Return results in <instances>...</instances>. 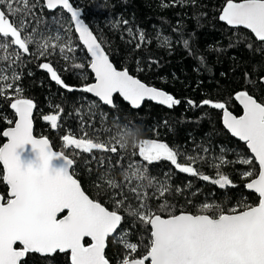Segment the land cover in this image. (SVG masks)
<instances>
[{
    "label": "snow or ice",
    "instance_id": "6c2138e0",
    "mask_svg": "<svg viewBox=\"0 0 264 264\" xmlns=\"http://www.w3.org/2000/svg\"><path fill=\"white\" fill-rule=\"evenodd\" d=\"M173 2L183 3L184 0ZM42 9L65 10L70 14V24L61 25L55 34L40 32L36 27L41 22L37 11ZM219 20L233 28L242 26L250 30L256 40L264 43V0H225ZM122 23L127 25L128 21ZM70 31L78 34L87 66L94 74V82L84 83L79 89L67 84L47 59L56 53L69 62L71 68H85V62H76L77 47L70 38H65ZM127 33L132 40L138 39L136 48L150 42L143 31L137 36L128 28ZM157 39L171 46L169 37L158 36ZM183 44L189 47L188 40ZM25 57L43 59L45 62L40 63L39 68L50 74L57 85L69 92L79 90L92 94L103 106L115 108V94L133 109H139L145 100L169 109L180 104L173 95L130 74L128 68L115 66L105 42L93 34L81 10L70 0H0V97H10V107L16 117L14 126L3 130L7 142L0 146L3 170L0 181L6 185V193L0 194V264H27L25 257L31 253L44 256L62 253L67 256V264H112L106 253L110 238L122 246L117 264H264V102L248 90L236 91L233 100L242 108V114L237 115L229 109L227 101L203 99L199 104L187 101L193 108L209 106L220 110L223 127L232 137L244 142L252 154L251 158L238 157L235 161L220 155L216 158L218 162L212 164L217 169L216 178L194 166L203 156H185L158 139H139L130 153L146 165L169 161L180 173L198 176L221 189L235 187L229 176L220 171L222 166L253 165L254 160L258 170L253 166L241 176L247 180L244 187L256 195L257 202L241 201L228 210L204 203L195 213L178 211L169 203L168 194L181 189H173L166 180L150 175L148 167L130 161L126 167L121 166L122 179H117L109 174L114 168L109 157L93 156L100 166H104L107 159V168L98 177L112 190L107 193L111 203L105 206L103 197L90 198L82 189L75 176L74 159L64 151H54L47 137L34 136L36 104L23 95L19 84L22 69L30 62ZM62 113L59 109L56 114L44 115L43 120L57 129ZM96 115L92 113L93 118ZM99 117L103 125L107 113L101 112ZM7 122L13 124L11 119ZM85 127H92L91 121L85 122ZM93 131L95 138H90L83 128L79 138L72 131L63 135L64 148L87 154L94 150L110 154H118L120 150L127 152L124 135L134 132L135 128L125 124L115 132L103 126ZM101 134H106L107 139H101ZM27 145L36 153V161L25 164L20 150ZM200 151L207 153L209 149ZM181 156H185L186 162H180ZM53 160L59 161L58 167L52 166ZM153 202L158 203L153 206Z\"/></svg>",
    "mask_w": 264,
    "mask_h": 264
},
{
    "label": "trees",
    "instance_id": "16d2710c",
    "mask_svg": "<svg viewBox=\"0 0 264 264\" xmlns=\"http://www.w3.org/2000/svg\"><path fill=\"white\" fill-rule=\"evenodd\" d=\"M70 2L81 10L83 19L98 39L105 42L106 51L115 66L128 68L130 74L142 82L180 100V104L171 110L146 103L135 111L115 97L116 107L107 108L87 93L79 90L69 92L57 85L51 80L50 74L39 68L38 65L45 62L43 59L25 57L30 62L22 69L23 76L19 84L24 90L23 95L36 104L33 114L34 135L47 137L55 151H64L75 160V176L86 194L93 199L103 197L105 206L111 203L107 193L112 190L98 179L107 168V159L104 166L92 159L93 156L97 159L105 156L114 165L109 174L117 179H122L121 166L126 167L131 161L148 167L150 175L166 180L173 189H181L180 192L168 194L169 203L175 205L178 211L195 213L204 203L217 204L228 210L241 201L249 204L257 202L258 198L254 194L245 191L247 180L241 176L242 172L251 170L253 166L258 170L254 160L253 165L232 163L222 166L220 171L229 176L235 187L230 185L221 189L198 176L180 173L169 161L161 160L146 165L139 157L130 155L137 140L158 139L185 156H203L204 159L194 166L212 178H216L217 173L212 164L218 162L216 158L220 155L231 161L238 157L251 158L245 145L233 139L222 127L221 112L209 106L193 108L187 103L193 100L199 104L203 99L227 101L229 109L239 115L241 109L233 100L236 91L248 90L264 102V86L260 83L264 77V43L256 40L248 30L230 27L219 20L225 0H184L183 3H174L173 0ZM164 4L169 6L164 7ZM37 15L41 22L36 27L42 33L51 31L55 34L61 25L70 24L69 17L62 10L53 12L42 9L37 11ZM124 20L128 21L127 25L122 23ZM128 28H132L137 36L139 31H143L150 42L136 48L135 44L139 41L132 40L127 33ZM158 36L169 37L171 46L162 44ZM65 38H70L77 47L76 62H85V68H71L70 63L56 53L47 59L67 84L79 89L84 83L93 82V76L88 70L84 49L74 31L67 32ZM184 40H188V48L184 47ZM65 68L68 70L64 71ZM84 76L88 79L85 80ZM249 80L253 83H249ZM10 103V97H0V146L4 143L3 130L11 127L15 121ZM59 109L63 110L60 126L52 129L50 123L43 120V116L56 114ZM101 112L107 113L103 125L99 117ZM92 113L97 114L95 118ZM9 119L13 124H8ZM87 121H91L92 127H85ZM125 124L135 128L134 132L124 135L127 152L120 150L118 154H110L94 150L92 154H87L63 146L62 136L70 131L75 132L79 138L83 135V128L90 138H95L93 128L111 127L115 132ZM100 138L107 139V135L101 134ZM202 148H208L209 151L201 152ZM185 156L179 158L180 162H186ZM86 160L89 163L85 164ZM5 193L6 186L0 181V194ZM155 203L158 202H153V206ZM110 241L106 253L112 264H117L121 259L122 246L116 240L110 238ZM25 260L27 264H67V256L62 253L46 257L29 254Z\"/></svg>",
    "mask_w": 264,
    "mask_h": 264
},
{
    "label": "water",
    "instance_id": "95a60500",
    "mask_svg": "<svg viewBox=\"0 0 264 264\" xmlns=\"http://www.w3.org/2000/svg\"><path fill=\"white\" fill-rule=\"evenodd\" d=\"M75 7V6H74ZM57 10H62V9H57ZM57 10H54V11H57ZM50 11H53V10H50ZM53 11V12H54ZM68 17L70 16V14H68L65 10H62ZM82 13V12H81ZM82 18H83V13H82ZM222 22V21H221ZM231 27V26H230ZM241 28H243L242 26H241ZM246 30H248V29H246ZM249 32H250V30H248ZM74 34H75V36H76V38H77V40H78V42L80 43V41H79V39H78V34L77 33H75L74 32ZM94 34V33H93ZM95 35V34H94ZM81 45V44H80ZM83 48V47H82ZM88 70H89V72H90V74L93 76V82H94V74H92L91 73V70H90V68L88 67ZM260 83H261V79H260ZM263 86H264V83H261ZM87 95L88 96H90L91 98H93V99H95L96 101H98V98H96V97H94L92 94H88L87 93ZM115 97H118L125 105H127L131 110H135V111H137V110H140L143 106H144V104H146V103H150V104H153V105H156V106H159V107H162V108H164V109H167V110H171V109H169L167 106H164V105H160V104H158L157 102H155V101H150V100H145L144 102H143V104L141 105V107L139 108V109H133L129 104H128V102H126V101H124L123 100V98L122 97H120L119 96V94H115L114 95V98ZM99 102V101H98ZM236 104L238 105V102H236ZM176 106H178V105H176ZM105 107H107V108H109L108 106H105ZM238 107L241 109V114H242V108H241V106H239L238 105ZM216 110V109H215ZM217 111H219V112H221L220 110H217ZM13 112H14V110H13ZM33 114H34V111H33ZM15 119H16V117H15ZM221 125H222V127H223V124H222V113H221ZM12 126H14V124L12 125ZM224 128V127H223ZM224 130L231 136V134L224 128ZM33 134H34V124H33ZM35 136V135H34ZM2 137H3V135H2ZM36 137V136H35ZM232 137V136H231ZM36 138H41V137H36ZM233 139H235V140H237L238 142H240L241 144H243V145H245L244 144V142H242V141H239V139L238 138H235V137H232ZM3 139H4V143H6L7 142V138H5V137H3ZM3 143V144H4ZM245 147H246V145H245ZM246 149H247V147H246ZM54 150V149H53ZM248 150V149H247ZM55 151V150H54ZM248 152H249V154H250V156L252 157V154H251V152H250V150H248ZM20 155H21V160H22V162L23 163H25V164H27V163H29V162H35L36 161V153L35 152H33V150H32V148H31V145H27V146H25V149L24 150H20ZM255 162V161H254ZM255 164H256V166H257V168H258V164L255 162ZM1 166V168H2V165H0ZM52 166L53 167H58L59 166V161L58 160H53L52 161ZM2 172H3V170H2ZM247 183V182H246ZM245 183V184H246ZM244 184V185H245ZM6 186V185H5ZM244 189H245V191L247 192V193H250V194H253V193H251L249 190H247L245 187H244ZM255 195V194H254ZM256 196V195H255ZM31 254H36V253H31ZM36 255H38V256H41V257H46V256H44V255H41V254H36ZM49 256H52V255H49Z\"/></svg>",
    "mask_w": 264,
    "mask_h": 264
}]
</instances>
